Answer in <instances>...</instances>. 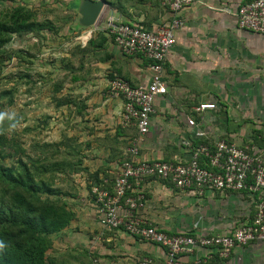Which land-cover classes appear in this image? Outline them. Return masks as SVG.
Here are the masks:
<instances>
[{
  "label": "crops",
  "instance_id": "0c3cea01",
  "mask_svg": "<svg viewBox=\"0 0 264 264\" xmlns=\"http://www.w3.org/2000/svg\"><path fill=\"white\" fill-rule=\"evenodd\" d=\"M73 1L55 2L79 17ZM104 1L96 23L73 25L67 33L74 41L54 55L67 61L71 74L51 98V114L46 117L50 129L37 141L66 142L77 168L68 176L63 198L73 216L51 234L46 264H90L91 256L99 264H139L145 257L160 264L166 258L160 244L123 228L103 227L89 188L98 181L112 184L122 163L130 159L131 141L138 137L134 126L121 123L123 99L108 92L109 81L118 77L139 85L151 75L147 58L125 54L116 45L106 30L107 21L113 17L155 30L171 13L164 0ZM245 1L192 0L182 10L184 24L176 30V42L165 58L166 92L155 98L149 130L137 140L140 159L187 161L198 143L212 148L219 140L264 149V34L237 26L235 12ZM65 97L67 103H61ZM206 102L214 107L197 109ZM196 131L204 136L197 137ZM199 161L205 164L204 157ZM134 189L145 198L140 215L167 234H226L251 219L259 203L264 205V190L206 189L197 194L155 177L145 178ZM194 259L182 258L184 264H195ZM199 264H264V241L235 246L227 258Z\"/></svg>",
  "mask_w": 264,
  "mask_h": 264
},
{
  "label": "built area",
  "instance_id": "2783aa9c",
  "mask_svg": "<svg viewBox=\"0 0 264 264\" xmlns=\"http://www.w3.org/2000/svg\"><path fill=\"white\" fill-rule=\"evenodd\" d=\"M192 0H164L171 16L157 29H148L136 23L121 22L109 17L106 30L125 54L139 53L149 60L151 75L146 84L132 85L123 78L109 81L108 92L123 99L121 123L134 126L138 137L149 130L154 112V101L166 92L163 80L165 58L176 42V30L183 26L182 10ZM239 28L264 34V0H247L235 12ZM213 103H200L198 110L213 108ZM194 126V120L188 119ZM197 137L204 136L196 131ZM137 138L128 147L130 159L123 162L110 184V189L92 184L89 192L96 206L99 223L110 229L123 228L143 240L160 244L166 258L160 264H184V256L194 255V263L208 258H227L235 246L252 241H264V205L259 203L248 221L237 225L226 234H167L150 224L141 215L145 205L144 194L134 185L149 177L167 180L177 189L201 194L206 189L260 193L264 190V149L254 145H237L225 140L211 148L198 143L187 161L172 162L160 159L146 160L138 156ZM205 164L200 163V157ZM90 264H99L91 256ZM139 264H159L142 258Z\"/></svg>",
  "mask_w": 264,
  "mask_h": 264
},
{
  "label": "trees",
  "instance_id": "16d2710c",
  "mask_svg": "<svg viewBox=\"0 0 264 264\" xmlns=\"http://www.w3.org/2000/svg\"><path fill=\"white\" fill-rule=\"evenodd\" d=\"M109 5L114 6L112 3ZM10 18L7 23L0 22V70L1 61L11 57L5 45L13 36L23 37L31 33L39 37L42 31L52 28L49 23L35 21L34 13L22 5L13 8ZM19 51L21 57L33 56L24 50ZM60 88V84H55L54 93ZM59 101L67 103V98ZM1 141L0 138V264H46L44 258L51 246V234L64 228L73 216L63 199L67 191L60 185L64 184V179L60 184L56 179L59 174L67 178L77 168V162L72 160L73 155L66 149L63 153L65 159L39 165L40 160L27 156L28 163L23 158L27 152L17 140L10 137L11 151L7 153ZM44 145L67 148L66 142ZM5 156L15 160L6 164L2 161ZM45 157L42 155L40 159L46 161ZM94 184L110 189V184L103 181Z\"/></svg>",
  "mask_w": 264,
  "mask_h": 264
},
{
  "label": "rangeland",
  "instance_id": "374dc122",
  "mask_svg": "<svg viewBox=\"0 0 264 264\" xmlns=\"http://www.w3.org/2000/svg\"><path fill=\"white\" fill-rule=\"evenodd\" d=\"M55 1L0 0V22H9L13 8L22 5L34 13L35 21L49 23L52 27L42 31L39 37L31 33L23 37L13 36L5 45V50L11 54V57H5L1 61L3 65L0 70V138L3 150L6 153L11 151L9 139L12 136L28 153H25L23 158L27 161V156H33L31 159L40 160L39 165L48 164L51 160L65 159L64 146L45 147L37 140L46 136L50 129L46 126L51 120L46 117L51 114L50 100L55 96L54 84H60L63 89V84L68 81L71 74L68 71L67 61L61 60L63 57L60 58V55L55 59L54 55L65 52L63 48L74 41L67 33L68 29L75 24L82 28L77 23L78 15ZM77 4L78 0H74L73 6ZM19 50H24V53L29 52L28 54L33 56L21 57ZM67 51L69 52L70 49L68 48ZM34 56H37L38 60ZM43 151L45 152L42 153ZM42 155L46 156V161L40 159ZM14 160L15 158L6 157L2 161L9 164ZM69 178L59 174L56 180L60 184V180L64 179V184L60 186L67 187L70 185Z\"/></svg>",
  "mask_w": 264,
  "mask_h": 264
},
{
  "label": "water",
  "instance_id": "95a60500",
  "mask_svg": "<svg viewBox=\"0 0 264 264\" xmlns=\"http://www.w3.org/2000/svg\"><path fill=\"white\" fill-rule=\"evenodd\" d=\"M105 5L106 2L104 0H78L77 12L79 17L77 18V23L82 27L93 26Z\"/></svg>",
  "mask_w": 264,
  "mask_h": 264
}]
</instances>
